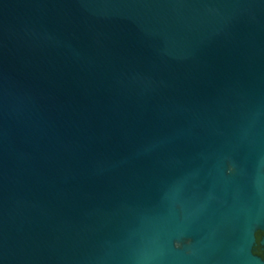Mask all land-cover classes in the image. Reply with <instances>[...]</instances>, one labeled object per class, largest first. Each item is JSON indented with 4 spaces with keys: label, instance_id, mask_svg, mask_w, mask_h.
Segmentation results:
<instances>
[{
    "label": "water",
    "instance_id": "obj_1",
    "mask_svg": "<svg viewBox=\"0 0 264 264\" xmlns=\"http://www.w3.org/2000/svg\"><path fill=\"white\" fill-rule=\"evenodd\" d=\"M0 264H264V0H0Z\"/></svg>",
    "mask_w": 264,
    "mask_h": 264
}]
</instances>
